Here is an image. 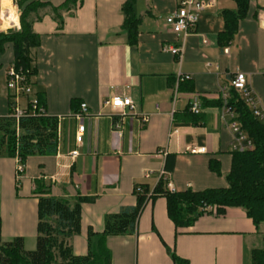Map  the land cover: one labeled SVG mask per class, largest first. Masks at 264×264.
Returning a JSON list of instances; mask_svg holds the SVG:
<instances>
[{
	"label": "crops",
	"instance_id": "crops-1",
	"mask_svg": "<svg viewBox=\"0 0 264 264\" xmlns=\"http://www.w3.org/2000/svg\"><path fill=\"white\" fill-rule=\"evenodd\" d=\"M33 1L53 7L66 2ZM179 1L136 4L141 18L136 45L129 44L122 28L126 0H82L77 9L63 13L62 28L50 8L32 15L33 31L40 38L32 88L35 95H43L47 114L58 118V150L54 156L28 158L20 177L17 159L0 158L3 242L22 238L26 251L36 249L38 182L56 198L94 199L82 204L81 233L71 241L78 256L88 253L89 231L103 233L105 217L135 207L136 186L154 189L162 172L175 192L228 187L231 120L225 107L204 104L222 100V89L234 75L244 73L264 110V0H250L230 41L220 37L225 31L223 13L237 11V5L214 0L215 7L201 14L186 38L181 63L163 51L177 45L165 20ZM16 2L0 0V35L20 30ZM13 59L12 45H6L0 57V117L10 113L6 70ZM181 76L190 79L179 81ZM113 97L130 98L136 109L104 106ZM196 99L201 103L199 116L189 110ZM28 100L19 99L18 108L26 110ZM82 104L88 112L78 119ZM80 125L85 132L78 144ZM76 151L78 156L72 158ZM211 161L218 163L220 174L211 170ZM262 234L263 227L242 208H213L191 227L176 228L167 200L160 197L145 206L134 235L109 236L106 242L112 264H174L169 251L189 264H250L251 252L263 246Z\"/></svg>",
	"mask_w": 264,
	"mask_h": 264
},
{
	"label": "trees",
	"instance_id": "trees-1",
	"mask_svg": "<svg viewBox=\"0 0 264 264\" xmlns=\"http://www.w3.org/2000/svg\"><path fill=\"white\" fill-rule=\"evenodd\" d=\"M237 11H225V31L221 40L230 41L237 33L239 23L246 17L250 0H233ZM82 0H66L59 7L33 0H17L20 10V30H12L0 35V57L5 53L6 45H12L17 69L27 75L33 86L37 75L34 51L40 45L39 36L33 31L31 17L40 9L50 8L53 19L59 28L63 27V13L77 9ZM137 0H126L122 12L123 30L128 34L130 45L138 41L141 18L135 13ZM44 106V97L36 94ZM11 97L10 113L0 117V158L17 159L26 163L30 157L54 156L58 150V118L44 114H27L20 118L14 116L15 102ZM205 106L226 107L234 115L243 134L251 141L253 150L232 152V165L227 175V188L210 189L203 192L188 190L172 193L168 181L160 179L154 189L146 185H137L141 192L135 193L137 204L130 209H122L117 214L105 217V227L101 234L92 230L88 233V253L78 256L74 253L71 241L81 233V206L92 203L94 199L80 197L74 202L64 198L53 197L48 186L37 183L38 226L37 246L33 251H26L22 238L3 242L0 218V264H112L111 253L107 247L109 236L134 235L137 232L139 217L148 203L162 197L167 200V212L176 228L191 227L196 220L206 214V207L242 208L248 218L258 227H263V246L251 252L250 264H264V123L259 120L247 105L243 96L230 89L226 105L223 100L215 103L206 102ZM45 107V106H44ZM193 114V113H192ZM199 116V115H195ZM199 119L194 124L199 123ZM211 170L220 174L215 161L210 162ZM151 201H148V194ZM169 254L174 264H189L175 253Z\"/></svg>",
	"mask_w": 264,
	"mask_h": 264
},
{
	"label": "built area",
	"instance_id": "built-area-1",
	"mask_svg": "<svg viewBox=\"0 0 264 264\" xmlns=\"http://www.w3.org/2000/svg\"><path fill=\"white\" fill-rule=\"evenodd\" d=\"M215 7L214 0H180L177 9L169 15L165 22L166 25L170 28L171 32L175 35L177 45L176 46H166L164 47V52H169L172 55L179 58V63H181L186 38L195 30L199 23L200 16L203 12L209 9H213ZM228 53V50H225ZM189 76H181L179 81L189 80ZM6 84L7 89L12 93V98L14 99V116L16 118H20L22 116L29 114H44L45 107L40 104L38 97L33 93V88L27 79V75L16 68L14 63H11L6 70ZM230 89H234L238 91L243 98L245 99L247 105L252 109L254 115L264 123V110L261 108L259 99L254 95L251 87L248 84L247 77L244 73H237L231 79L229 87L222 89V100L226 105L229 91ZM21 98H29L27 101L26 110H22L18 108V100ZM104 106L111 107L114 111H122L125 109H129L130 111H134L136 109V105L130 98H121V97H113L111 100L105 101ZM225 107V106H224ZM81 113L77 114V118L80 119L81 116L88 112V107L86 104H82L80 106ZM189 110L194 115H199L201 113V103L199 100H194L191 102ZM225 111L227 115H229L231 122L229 123L231 132L233 134V142L231 145V152H246L253 150V145L251 141L247 139V137L243 134L240 129V126L233 121L234 115L233 113L225 107ZM123 113V112H122ZM143 122L148 121V117H142ZM115 129L118 131V125L115 126ZM85 128L80 125L78 128L76 141L78 144L82 143V138L84 136ZM198 152H204V150H200ZM78 156V152H73L71 157L75 158ZM18 167L17 174L20 177L25 171V163H23L19 158H17ZM160 179H164L168 181V189L170 192L175 193V190L172 184L169 182V178L166 173L162 172L160 175ZM137 192H141V188H136ZM150 191L148 194V201H151ZM206 210L212 211V207H206Z\"/></svg>",
	"mask_w": 264,
	"mask_h": 264
},
{
	"label": "rangeland",
	"instance_id": "rangeland-1",
	"mask_svg": "<svg viewBox=\"0 0 264 264\" xmlns=\"http://www.w3.org/2000/svg\"><path fill=\"white\" fill-rule=\"evenodd\" d=\"M145 0H137V5H143ZM34 250V249H33Z\"/></svg>",
	"mask_w": 264,
	"mask_h": 264
}]
</instances>
